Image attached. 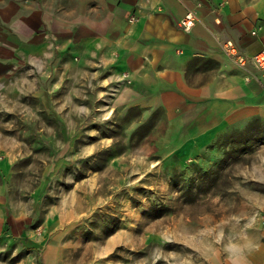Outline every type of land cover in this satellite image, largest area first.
I'll list each match as a JSON object with an SVG mask.
<instances>
[{
	"label": "rangeland",
	"instance_id": "rangeland-1",
	"mask_svg": "<svg viewBox=\"0 0 264 264\" xmlns=\"http://www.w3.org/2000/svg\"><path fill=\"white\" fill-rule=\"evenodd\" d=\"M37 87L0 78V264H219L261 241L264 121L185 142L175 111L57 110Z\"/></svg>",
	"mask_w": 264,
	"mask_h": 264
},
{
	"label": "crops",
	"instance_id": "crops-1",
	"mask_svg": "<svg viewBox=\"0 0 264 264\" xmlns=\"http://www.w3.org/2000/svg\"><path fill=\"white\" fill-rule=\"evenodd\" d=\"M227 42L248 58L264 50V0H0V78L31 72L57 110L54 95L91 94L98 110L175 111L185 142L264 121V74L240 68ZM233 259L219 264H264V229Z\"/></svg>",
	"mask_w": 264,
	"mask_h": 264
},
{
	"label": "built area",
	"instance_id": "built-area-1",
	"mask_svg": "<svg viewBox=\"0 0 264 264\" xmlns=\"http://www.w3.org/2000/svg\"><path fill=\"white\" fill-rule=\"evenodd\" d=\"M136 19L135 16L131 17V21ZM197 18L193 12H189L181 21V26L186 32H190L196 25ZM226 55L234 60V62L242 69H247L249 63L259 69L264 74V50L254 54L251 58H248L239 53L236 45L233 42H227L224 45Z\"/></svg>",
	"mask_w": 264,
	"mask_h": 264
}]
</instances>
